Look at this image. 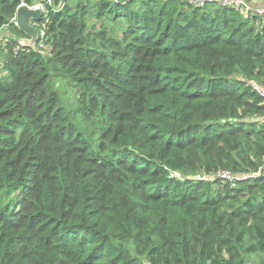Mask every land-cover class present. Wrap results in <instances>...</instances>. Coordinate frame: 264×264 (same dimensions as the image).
Instances as JSON below:
<instances>
[{
	"label": "trees",
	"instance_id": "obj_1",
	"mask_svg": "<svg viewBox=\"0 0 264 264\" xmlns=\"http://www.w3.org/2000/svg\"><path fill=\"white\" fill-rule=\"evenodd\" d=\"M23 4L44 8L36 49ZM0 31V264H264L262 19L0 0Z\"/></svg>",
	"mask_w": 264,
	"mask_h": 264
},
{
	"label": "built area",
	"instance_id": "obj_2",
	"mask_svg": "<svg viewBox=\"0 0 264 264\" xmlns=\"http://www.w3.org/2000/svg\"><path fill=\"white\" fill-rule=\"evenodd\" d=\"M183 1L194 8H206L209 5H216L219 8H229L239 12L244 18L257 17L264 21V6L262 7H253L251 5V0H180ZM31 9H40L41 12H44L42 5L29 7ZM43 14V13H42ZM37 30L39 29L38 35L40 38L44 37V32L40 30L39 24L36 25ZM251 88L253 91L257 92L262 99V104L264 105V82L262 83H252ZM257 175L256 173L242 175L240 178L242 180L249 179ZM220 179H224L227 182L234 183L239 177L229 172H218L215 175Z\"/></svg>",
	"mask_w": 264,
	"mask_h": 264
},
{
	"label": "water",
	"instance_id": "obj_3",
	"mask_svg": "<svg viewBox=\"0 0 264 264\" xmlns=\"http://www.w3.org/2000/svg\"><path fill=\"white\" fill-rule=\"evenodd\" d=\"M43 14L40 9H31L27 5H20L15 14V26L26 36L21 43L27 47H33L38 41V30L36 25L40 23ZM102 168L103 165H101Z\"/></svg>",
	"mask_w": 264,
	"mask_h": 264
},
{
	"label": "rangeland",
	"instance_id": "obj_4",
	"mask_svg": "<svg viewBox=\"0 0 264 264\" xmlns=\"http://www.w3.org/2000/svg\"><path fill=\"white\" fill-rule=\"evenodd\" d=\"M97 0H93V2L95 3ZM91 20H89L88 22L90 23ZM98 21H93L91 24L93 25V27H95V29H98L100 27L99 24H97ZM105 22V26L108 27L107 29H109L113 35L112 37L114 39H120L121 37H119L121 35V29L123 28L122 25H110L109 24V21L107 20H104ZM39 32V30H38ZM40 34V32H39ZM0 36H3V33L0 31ZM22 41V40H21ZM33 48L36 49V45L33 46ZM61 88V83L60 82H57V85H56V89H60ZM61 95L62 97H64L65 99H68L67 103L72 106L73 108H76L78 107V104L76 103L75 99L73 98L72 96V92L64 89V88H61ZM264 171V170H263ZM260 259V258H259ZM259 259H255L254 262L255 264H258V260Z\"/></svg>",
	"mask_w": 264,
	"mask_h": 264
},
{
	"label": "crops",
	"instance_id": "obj_5",
	"mask_svg": "<svg viewBox=\"0 0 264 264\" xmlns=\"http://www.w3.org/2000/svg\"><path fill=\"white\" fill-rule=\"evenodd\" d=\"M251 5L255 8L264 6V0H251Z\"/></svg>",
	"mask_w": 264,
	"mask_h": 264
}]
</instances>
